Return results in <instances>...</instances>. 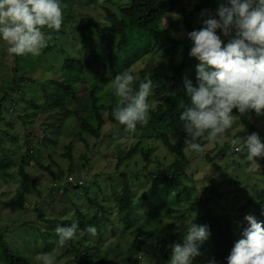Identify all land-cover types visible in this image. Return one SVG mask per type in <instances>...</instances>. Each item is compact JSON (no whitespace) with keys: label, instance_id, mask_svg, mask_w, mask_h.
I'll use <instances>...</instances> for the list:
<instances>
[{"label":"trees","instance_id":"trees-1","mask_svg":"<svg viewBox=\"0 0 264 264\" xmlns=\"http://www.w3.org/2000/svg\"><path fill=\"white\" fill-rule=\"evenodd\" d=\"M193 1L197 12L204 9L214 12L217 7V0ZM182 2L183 0H123L122 3L117 4L118 7L115 9L103 5L100 0H62L63 23L61 30L51 33L52 36L54 33L57 34L51 38L48 46L43 49L42 55L44 56L45 66L48 68L56 66L66 80L56 91H48L45 89L47 87L42 85L44 89L43 102L34 97L29 98L25 89H21L20 92L16 90L17 92H15V89L20 86L10 88L8 94L0 97L1 124L5 119H11L10 116L16 118L19 112L14 107L18 108L17 104L20 100L32 107L28 111V116L18 114V118L23 121L25 128H17L15 119H12L11 123L6 124L3 130L9 132L10 140L12 139L15 142L18 153L24 160L23 163H20L21 171L18 178V187L16 194L11 198V202L16 207L26 208V189L30 177L25 164L26 158L32 155L31 151H34V149L48 148L47 144L43 145L35 141L38 138L37 134H27V130L32 126H26V124H29L32 119L36 117L41 120L44 115H47L46 118L56 117L57 120L53 125L62 132L65 118L74 116L81 129L78 133V139L87 142L88 140L83 136L86 131L95 134L96 138H100V130L106 124L107 119L100 110L98 89L101 85L114 79L118 73L124 72L125 68H128V71L139 77L134 85L137 89L140 81L147 77L152 80V88L164 86L161 92L164 93L165 91V96L168 95V97H162L161 99L159 97L157 105L150 108L147 123L138 124L135 130H128L117 122L118 126L112 129V136L116 133L121 135L134 133L140 137L139 142L131 146L125 157L117 158V168L120 167L123 159L132 157L140 150V143L144 138L162 140L174 155V160L163 169L164 172L159 176H155L153 171H147V166H145L144 170L146 171H142L143 178L146 177L150 182L141 187L142 190L138 194H135L132 187L131 176L127 173L123 174V186L115 194L114 200L117 206V219L112 218L110 209L101 200L90 198V201L99 206L101 211L95 212L91 219L87 217L88 212L86 214L81 211L78 212V231L75 238L66 247V252L70 255L67 263L90 264L96 252L98 254L100 252L101 261L99 263L107 262L108 253L99 250V241L94 242L93 237L88 235L89 238L87 237L86 240L90 242L84 243V239L79 237L81 231L89 225L97 227L96 238H98L104 234L105 229H109L113 235H117L118 225L124 229H129L137 223L141 224L144 217H149L151 222L159 217H169L194 219L196 224L208 225L211 229V236L201 246V253L209 252L212 257H215L218 264H227L226 258L234 242L241 238L242 230L247 226V221H244V219L237 220V217L235 218L233 214L222 207L223 194L217 192L214 182H211V171L204 178L208 182V185L203 184L202 186L207 192L205 195L193 198L192 187L187 182H195L194 176H196L199 169H196L192 175L187 172V168L193 165L194 162L186 152L191 150L187 142L190 138L186 136L183 121L180 119L181 112L188 105V100L184 95L186 91L183 87L184 81L185 79H191L195 83L196 64L198 63L195 58L189 56L192 42L188 39L186 33L201 27V17L193 16L196 11L189 12L182 6ZM86 5L88 6L85 8ZM100 11L104 12V19L93 16V14ZM167 14H170L171 18L164 25ZM177 14L179 18H176ZM132 31H135V35L132 34ZM165 40L168 41V44H163ZM163 45H165L163 56L169 59L166 60L165 57L159 56L161 59L160 64H154L157 50ZM3 55H7L6 51ZM16 57L14 55L13 59L16 60ZM141 60L147 62L143 69L139 72L132 71L130 67ZM40 61L42 60L40 59ZM3 63L9 67V63L5 59H3ZM13 70H16V68H13ZM11 80L10 82L16 83L14 79ZM86 92L97 119L95 124L73 109L74 105L85 96ZM16 93L19 95L18 97ZM5 100H8L10 105H6ZM4 113H7V115ZM254 117H257L254 112L242 116L235 113L234 110V119L242 125L243 129L239 134L244 136L247 132H257L260 137L262 136L261 139L264 142V133L262 134L259 131L260 129L257 128L256 123L253 121ZM109 118L115 121L112 110ZM21 129L25 131L23 135L22 132L20 133ZM43 130L47 131V128ZM49 130L50 128H48ZM50 135L49 137L45 136L50 142L54 144L61 142L60 133L54 135L51 132ZM234 138L237 139L238 136ZM232 140L234 139L227 140L222 144L216 142V147H220L219 151L213 157L205 153L201 158L202 163L204 165L207 162L214 163L218 168L224 165L223 170H227L231 165L230 158L220 163L217 160L219 157L226 156L227 153L228 156H234L236 153L246 154V149L241 151L232 150L233 153L230 154L228 148L233 147ZM74 141L72 139L66 146L68 149L66 155L69 159H73ZM104 141L105 137H102L98 144H102ZM200 143L203 151L206 150L209 141L200 140ZM153 151V147L141 148V153L147 164L151 162ZM14 156L13 153L9 152L4 153L0 158V167L4 169V176L8 177L10 175L8 169L16 163ZM37 163L42 168L45 167L41 162L37 161ZM238 165L257 166L264 181V158L251 159L246 154L244 158H239ZM45 168L51 169L50 166ZM51 173L54 174V172ZM137 179L140 180L142 177L138 176ZM161 184L166 186L170 192L161 191ZM258 185L262 188L260 194L250 200V203L240 207V210L243 211V215H245V209L246 211H255L257 219L264 221V182L259 181ZM75 187L80 188L77 185ZM84 191V194L90 195L89 188H85ZM218 193L220 196H217ZM211 200L212 203H210ZM186 201L187 206L185 208L177 206L179 202ZM214 203L217 206H214ZM240 214H238V217ZM46 221L51 226L48 232L52 233L51 235L54 237H57L55 232L57 225H71L74 223L72 218L64 220L51 218L46 219ZM151 222L145 227H152ZM150 232L152 238L147 241L143 240L138 233L135 234L132 249L127 250L126 254L131 256L134 251L139 254L145 252L147 245L153 243L155 249L151 252L155 256V261L151 263L168 264L170 259L169 246L173 241L183 243L182 234L178 232L167 237L166 234H162L157 230L150 229ZM75 241L76 243H73ZM95 243L98 245L99 251L94 249V247H97ZM48 249L49 247L46 250ZM61 255H57V258H62ZM0 258L3 264H31L28 257L18 254V251L7 241L4 233H0ZM128 261L129 264H140L139 258L132 260L130 257Z\"/></svg>","mask_w":264,"mask_h":264},{"label":"rangeland","instance_id":"rangeland-1","mask_svg":"<svg viewBox=\"0 0 264 264\" xmlns=\"http://www.w3.org/2000/svg\"><path fill=\"white\" fill-rule=\"evenodd\" d=\"M122 2L123 0H103L102 4L116 9L118 7L117 4ZM87 6L88 5L84 7L86 8ZM182 6L189 12L196 11L193 0H183ZM194 13L195 15L193 16L201 17V12L196 11ZM93 16L98 17V19L105 18V14L102 11L93 14ZM176 16H178V14ZM170 18V14H167L164 25L167 24ZM132 32V34L135 35V31ZM56 34L54 33V35ZM222 39H225V42L227 41V38L223 36ZM163 44H168V41L165 40ZM164 46L165 45L157 50L154 64H160L161 59L159 56H163ZM5 47H7L6 43L0 41V97L8 94L10 88L20 86L18 87L19 89H15V92H17L16 90L20 92L21 89H25L28 92L29 98L34 97L37 100L39 99L40 102H43L44 89L42 85H45L47 87L45 89L48 91H56L66 80L62 77L56 66H50L49 68L45 66L43 61L44 56L42 55L43 50L37 57H32L31 55L17 56L15 60L13 59L14 55H3L6 51ZM163 57H165L166 60L169 59L166 56ZM3 59L9 63V67L4 65ZM40 59L42 61H40ZM146 64V60H141L134 63L130 69L139 72ZM13 68H16V70H13ZM127 71L128 68H125L124 72ZM11 79H14L16 83L10 82ZM113 82L114 79H111L108 83L101 85L97 92L100 96V110L107 119L106 124H104L100 130V138H96L95 134H90V132L86 131L83 136L88 141L86 142L82 139H78V133L81 129L74 116L65 118L63 128L61 129L62 132L53 125L57 120L56 117L46 118L47 115H44L42 117L43 120L42 118L39 120L35 117L29 124H26V126H32V128L27 130V134H37L38 138L35 141L43 145H48V148H43L41 150L34 149V151H31L32 155L26 158V168L30 173L26 189V208L16 207L11 202V198L16 194L18 187V178L21 171L20 163H23L24 160H22V157L19 155L15 142L12 139L10 140L9 132H4L3 130L6 124L8 125L11 123L12 119H15L17 128H25L22 123L23 121L19 120L18 114H25L28 116V111H30L32 107L30 104L20 100L17 104L18 108L14 107V109L19 112L16 118L10 116L11 119H5L2 124L0 123V158L4 153L10 152L15 155L14 157L16 159V163L12 164L8 169V173L10 174L8 177L4 176V169L0 167V233H4L7 241L18 251V254L28 257L31 264H40L38 257L42 253H51L56 256V258L57 255L62 254V258L60 257L61 259L57 258V264H75L67 263V260L70 259V255L67 254L66 247L69 244L64 247L57 246L58 237H54L51 235L52 233L50 234L48 232L51 226L46 219L59 218L64 220L66 218H72V222L78 224L79 211L84 214L88 212L89 214L87 217L91 219L95 212L101 211V208L93 204L90 198H98L101 200V202L110 209L109 211L111 212L112 218L117 219V206L114 200L115 194L119 192L123 186V174L127 173L131 176L132 187L134 188L135 194H138V192L142 190L141 187L150 182L146 177L143 178L142 171L145 166H147V171H153L155 176H159L164 172L163 169L174 160V155L169 151L162 140L156 138H149L148 140V138H144L140 143V150L133 154L132 157L123 159L120 167L117 168V158L125 157L127 152L130 151L131 146L139 142L140 137L134 133L126 135L116 133L112 136V129L118 126L116 120L112 121L109 118L111 110L118 104V98L113 95ZM163 87L152 88L151 95L148 98L151 108L157 105L159 97L160 99L162 97H168V95L165 96V91L164 93L161 92ZM16 95L17 97L19 96L17 93ZM4 103L10 105L8 100H5ZM73 109L79 112L81 116L89 118L94 124L97 122L87 92L85 96L74 105ZM53 110L55 111V109ZM4 114L7 115V113ZM253 121L256 123L257 128L260 129L258 130L263 134L264 117H254ZM45 128H47V131L43 130ZM48 128H50L49 131ZM242 130V125L237 123L234 119L233 126L227 130L223 138L219 141L209 142L206 146V150L199 153L192 150L186 151L189 158L194 162L193 165L187 168V172L192 175L196 169H199L196 176H194L195 182L187 181L192 187L193 198L207 193L202 186L203 184L208 185V182L204 178L207 176L206 174L211 171V182H214L216 191L223 194L222 207L233 214L235 218L237 217V220L244 219L246 215H243V211L240 210V207L248 204V202L262 190L258 185L259 181L264 182L259 169L257 166L238 165L239 158H244L246 154L242 155L236 153L234 156L229 155V157L227 153L226 156L219 157L217 160L220 163L230 158L231 165L227 170H223V168H225L224 165L220 168L214 165V163L210 164L209 162L204 165L201 158L205 153L213 157L216 152L219 151L220 147H216V142L222 144L227 140L235 139L234 137L236 136L242 138L243 135L239 134ZM21 132L22 135L25 133L22 129L20 133ZM51 132L54 135L60 133L61 142L54 144L45 138V136H51ZM102 137H105V141L102 144H98ZM72 139L75 140L72 149L73 159H69L66 155L68 150L66 146ZM142 147L154 148V151L151 153V162L148 164L141 153ZM210 150L211 152H209ZM228 150L231 154L234 151V147H229ZM37 161L44 164L45 167L50 166L51 169L42 168ZM51 172H54V174ZM138 176L142 177V179L138 180ZM76 185L80 188L77 189L75 187ZM85 188H89L90 195L84 194ZM160 190L163 192H170V190L162 184L160 185ZM219 193L217 196H220ZM212 202L211 200L210 203ZM177 206L185 208L187 206V201L179 202ZM214 206L217 205L214 203ZM239 213L241 214L238 217ZM185 220L190 221L191 219L159 217L155 219L154 222H151L149 217H144L142 218L141 224L137 223L129 229H124L118 225L117 235H113L109 229H105L104 234L98 237L99 239L95 237L92 238V240L96 243L99 241V250H104V252L108 253L109 258L107 262L99 263V261H101L100 252L99 254L96 252L90 264H129L128 259L130 257L132 260L139 258L140 264H152L151 262L155 261V256H153L151 252L155 249L153 243L147 245L145 252L139 254L134 251L131 256L126 254L127 250L132 249L131 247L135 234L138 233L143 240L147 241L152 238L150 229H153L169 237L171 234L180 231L179 226ZM149 222H151L152 227H145ZM81 232L83 233V231ZM82 233L79 237L84 239V243H89L90 241L86 240L89 236L86 233ZM181 234L183 238V233ZM73 243H76V241ZM143 246L144 244L142 247ZM48 247L49 249L46 250ZM94 249L98 250V245L94 247ZM210 258H212V256L209 252L202 253L200 257H197V264H204V262ZM0 264H3L1 258Z\"/></svg>","mask_w":264,"mask_h":264},{"label":"clouds","instance_id":"clouds-1","mask_svg":"<svg viewBox=\"0 0 264 264\" xmlns=\"http://www.w3.org/2000/svg\"><path fill=\"white\" fill-rule=\"evenodd\" d=\"M200 16L201 27L186 33L192 42L189 56L198 63L195 83L184 81L188 105L180 114L190 138L188 146L197 153L203 151L200 140L223 138L233 126L234 110L242 116L254 112L264 117V0H217L214 12L204 9ZM62 23V0H0V41L6 43L8 55L39 56L48 46L51 33L59 32ZM138 79L131 71L122 72L114 77L112 85L118 98L112 116L128 130L147 123L151 108L148 98L152 80L146 77L137 89L134 85ZM231 143L236 151L246 149L251 159L264 158V142L257 132H247ZM245 214L247 226L234 242L227 264H264V221L257 219L255 211L245 210ZM179 228L183 243H171L168 264H197L211 229L196 224L194 219L185 220ZM77 231L76 223L57 225V246H67ZM97 232L95 225L83 230L93 238ZM38 260L40 264H57L51 253H42ZM204 264L218 262L212 257Z\"/></svg>","mask_w":264,"mask_h":264}]
</instances>
